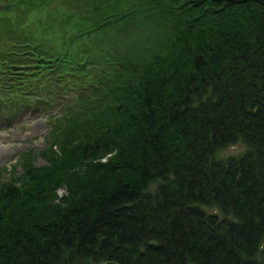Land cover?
<instances>
[{"label":"trees","instance_id":"obj_1","mask_svg":"<svg viewBox=\"0 0 264 264\" xmlns=\"http://www.w3.org/2000/svg\"><path fill=\"white\" fill-rule=\"evenodd\" d=\"M0 1V264H264V0Z\"/></svg>","mask_w":264,"mask_h":264},{"label":"rangeland","instance_id":"obj_2","mask_svg":"<svg viewBox=\"0 0 264 264\" xmlns=\"http://www.w3.org/2000/svg\"><path fill=\"white\" fill-rule=\"evenodd\" d=\"M3 4L5 3L0 1V5ZM18 15L19 13L16 16ZM50 111L56 112L54 108ZM38 114L24 111L12 123L0 125V182H7L13 174L16 177L15 172H20L19 156L23 152L32 151L31 164L35 168L45 165L40 153L47 147L48 125L45 113ZM5 145L10 147L6 149ZM240 151V146H234L229 148L228 153L237 154ZM57 194H64V190L59 189Z\"/></svg>","mask_w":264,"mask_h":264},{"label":"water","instance_id":"obj_3","mask_svg":"<svg viewBox=\"0 0 264 264\" xmlns=\"http://www.w3.org/2000/svg\"><path fill=\"white\" fill-rule=\"evenodd\" d=\"M0 9L2 10V11H5V12H7V11H9L10 10V6L9 5H2V6H0ZM103 264H116V263H113V262H105V263H103Z\"/></svg>","mask_w":264,"mask_h":264},{"label":"bare ground","instance_id":"obj_4","mask_svg":"<svg viewBox=\"0 0 264 264\" xmlns=\"http://www.w3.org/2000/svg\"><path fill=\"white\" fill-rule=\"evenodd\" d=\"M10 146L9 145H5V148L8 149Z\"/></svg>","mask_w":264,"mask_h":264}]
</instances>
